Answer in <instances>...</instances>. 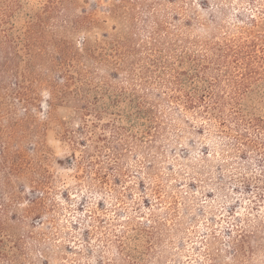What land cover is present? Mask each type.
<instances>
[{
    "label": "rangeland",
    "instance_id": "rangeland-1",
    "mask_svg": "<svg viewBox=\"0 0 264 264\" xmlns=\"http://www.w3.org/2000/svg\"><path fill=\"white\" fill-rule=\"evenodd\" d=\"M258 118L264 0H0V264H264Z\"/></svg>",
    "mask_w": 264,
    "mask_h": 264
},
{
    "label": "trees",
    "instance_id": "trees-1",
    "mask_svg": "<svg viewBox=\"0 0 264 264\" xmlns=\"http://www.w3.org/2000/svg\"><path fill=\"white\" fill-rule=\"evenodd\" d=\"M198 88L197 87H194L193 88V90H185V92H186V95L188 96V98H189V101H188V103L190 104V105H195L197 102H200V101H204L205 100V95L202 93V94H199L198 92V90H197ZM196 92V91H198V92H196V93H198V95H197V97L195 98V96H194V94L192 93V92ZM214 102H216V101H213V103ZM236 102V108H237V110L235 111V113H236V115H238V116H241L242 118H244V114H241V110L238 108V105H239V99L237 100V101H235ZM207 108V111H210V109L211 108H209V106H207L206 107ZM97 115H98V112H97ZM253 120L254 119H252V117H249L248 119H246V121L249 123V124H253ZM256 121H258V122H261L262 124H264V120L262 119V118H258V119H256Z\"/></svg>",
    "mask_w": 264,
    "mask_h": 264
}]
</instances>
